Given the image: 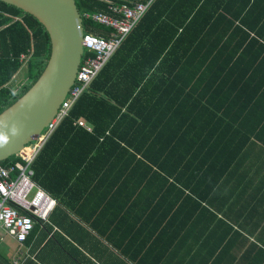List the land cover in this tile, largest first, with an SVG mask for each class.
Instances as JSON below:
<instances>
[{
  "label": "trees",
  "instance_id": "1",
  "mask_svg": "<svg viewBox=\"0 0 264 264\" xmlns=\"http://www.w3.org/2000/svg\"><path fill=\"white\" fill-rule=\"evenodd\" d=\"M75 1L83 17L106 13V1L147 2ZM148 23L154 25L150 29H160L159 25L168 30V35L154 36L165 45L167 54L162 48L158 55L164 75L152 86L153 96L170 85L182 88L180 71L189 68L222 70L233 84L244 80L245 85H258V72H264V0H159L135 33ZM85 27L87 33L102 37L110 33L87 19ZM129 40L89 93L75 104L33 165L35 180L60 204L51 222L36 225L34 233L42 228L48 233L41 237L42 245L63 223L68 222L66 231L83 227V223L100 230L101 216L106 223L113 214L124 219L130 214L148 221L149 232H157L159 244H168L166 251L171 244L180 243V232L174 229L173 200L175 193L186 191L176 189L178 180L173 169L166 167V155L175 152L184 136L176 132L171 119L161 126L151 121L148 124L145 114L137 110V105L143 104L140 99L135 101L134 97L130 103L128 94L132 98L142 86L127 85L125 71L115 73L116 60L125 54ZM50 52L49 34L39 21L0 1V115L38 80ZM252 71L257 76L249 75ZM78 121L89 123L94 132L78 128ZM163 132L166 137H161ZM16 160L13 157L4 164ZM142 223H136V231ZM113 243L123 251L121 255L138 264L137 251L129 253ZM258 264H264V257Z\"/></svg>",
  "mask_w": 264,
  "mask_h": 264
},
{
  "label": "crops",
  "instance_id": "2",
  "mask_svg": "<svg viewBox=\"0 0 264 264\" xmlns=\"http://www.w3.org/2000/svg\"><path fill=\"white\" fill-rule=\"evenodd\" d=\"M153 26L145 24L130 36L115 73L125 71L127 85L141 84L128 96L130 103L134 97L143 102L137 110L148 124L161 126L171 119L184 136L175 152L166 155V167L178 180L176 189L186 191L175 193L173 200L180 243L166 251L168 244H159L148 221L113 214L106 223L101 216L100 230L83 223L66 231L68 222L63 223L44 245V228L24 245L0 228V264H136L113 242L129 253L137 251L138 264H258L264 257V72H258V85L248 86L244 80L233 84L222 70L184 69L182 88L170 85L153 96L152 86L164 75L158 55L162 48L167 54L154 36L168 35L165 27L150 29Z\"/></svg>",
  "mask_w": 264,
  "mask_h": 264
},
{
  "label": "built area",
  "instance_id": "3",
  "mask_svg": "<svg viewBox=\"0 0 264 264\" xmlns=\"http://www.w3.org/2000/svg\"><path fill=\"white\" fill-rule=\"evenodd\" d=\"M146 3L128 1L115 3L106 1V13L87 14L92 23L110 31L107 37L87 33L85 53L77 80L62 104L57 116L41 135L17 156L13 163H0V228L24 245L32 236L36 225H45L51 220L59 202L35 180L33 165L45 146L54 137L81 97L89 93L94 82L108 66L125 41L138 29L158 0ZM90 133L94 132L86 121L75 123Z\"/></svg>",
  "mask_w": 264,
  "mask_h": 264
},
{
  "label": "water",
  "instance_id": "4",
  "mask_svg": "<svg viewBox=\"0 0 264 264\" xmlns=\"http://www.w3.org/2000/svg\"><path fill=\"white\" fill-rule=\"evenodd\" d=\"M35 17L50 37L46 67L30 90L0 115V163L21 154L57 116L76 83L86 27L75 0H0Z\"/></svg>",
  "mask_w": 264,
  "mask_h": 264
},
{
  "label": "rangeland",
  "instance_id": "5",
  "mask_svg": "<svg viewBox=\"0 0 264 264\" xmlns=\"http://www.w3.org/2000/svg\"><path fill=\"white\" fill-rule=\"evenodd\" d=\"M20 78H21V75L19 76V80H20ZM2 231H3V230H2V229H0V233H2ZM12 241H13V240H12ZM13 242H14V244H15V245H18V243H17V242H15V241H13ZM20 245H21V244H20Z\"/></svg>",
  "mask_w": 264,
  "mask_h": 264
},
{
  "label": "clouds",
  "instance_id": "6",
  "mask_svg": "<svg viewBox=\"0 0 264 264\" xmlns=\"http://www.w3.org/2000/svg\"><path fill=\"white\" fill-rule=\"evenodd\" d=\"M129 38H130V37H129ZM129 38H128V39H129ZM125 42H126V41H125ZM123 45H124V44H123ZM114 56H115V55H114ZM93 129H94V128H93ZM12 158H13V157H12ZM15 158L17 159V156H16ZM2 163H3V162H2ZM26 243H27V242H26ZM26 243H25V244H26Z\"/></svg>",
  "mask_w": 264,
  "mask_h": 264
}]
</instances>
